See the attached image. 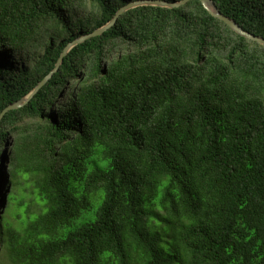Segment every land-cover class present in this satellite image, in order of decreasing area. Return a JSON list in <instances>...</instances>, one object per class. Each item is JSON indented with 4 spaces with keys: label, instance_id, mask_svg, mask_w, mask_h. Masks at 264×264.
I'll use <instances>...</instances> for the list:
<instances>
[{
    "label": "trees",
    "instance_id": "1",
    "mask_svg": "<svg viewBox=\"0 0 264 264\" xmlns=\"http://www.w3.org/2000/svg\"><path fill=\"white\" fill-rule=\"evenodd\" d=\"M131 1L0 0V112ZM212 1L264 38V0ZM23 184L39 203L17 226L4 214ZM1 252L264 264V45L200 0L130 8L74 45L0 120Z\"/></svg>",
    "mask_w": 264,
    "mask_h": 264
},
{
    "label": "water",
    "instance_id": "2",
    "mask_svg": "<svg viewBox=\"0 0 264 264\" xmlns=\"http://www.w3.org/2000/svg\"><path fill=\"white\" fill-rule=\"evenodd\" d=\"M189 0H178L175 2H169L166 0H135L131 1L127 4H125L123 7L119 8L113 18H111L106 24L103 26L97 28L94 30L91 34L85 35V36H80L73 40L72 42L68 43L67 46L64 48L62 53L59 56L58 61L55 64V67L53 70L48 73L32 90L29 94H27L25 97L22 99L18 100L17 102L8 105L5 107L1 112H0V120L3 117V115L10 109H15L17 107L22 106L25 102L28 101V99L43 85L46 83V81L50 78L52 73L56 71V69L59 67L60 63L62 62L63 57L66 55V53L76 44L79 42L83 41L85 38L90 37V36H95V35H100L102 32L110 28L117 20L119 15L123 13L124 11L139 6V5H155V6H163V7H177L182 4H185ZM202 3L203 7L214 17L219 18L222 20L224 23H226L235 33H237L240 36L246 37L248 39H251L253 41H256L262 45H264V38L254 35L246 30H244L241 26H239L233 19L223 15L215 5V3L212 0H200Z\"/></svg>",
    "mask_w": 264,
    "mask_h": 264
},
{
    "label": "rangeland",
    "instance_id": "3",
    "mask_svg": "<svg viewBox=\"0 0 264 264\" xmlns=\"http://www.w3.org/2000/svg\"><path fill=\"white\" fill-rule=\"evenodd\" d=\"M22 179V177H21ZM31 188L26 186V184L16 187L14 194L18 200H16L10 210H8L4 216L10 221L13 225H19L21 219L27 214V212H34L37 209L39 203L38 198H36L31 193ZM19 202H22L19 204ZM96 205L94 206L95 209ZM0 264H14L9 257L1 252Z\"/></svg>",
    "mask_w": 264,
    "mask_h": 264
}]
</instances>
